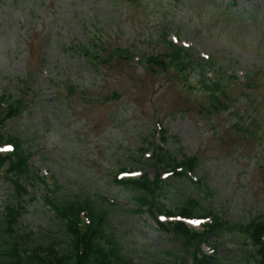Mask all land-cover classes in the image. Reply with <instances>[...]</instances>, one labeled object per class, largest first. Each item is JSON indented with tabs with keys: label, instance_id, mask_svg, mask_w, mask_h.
I'll list each match as a JSON object with an SVG mask.
<instances>
[{
	"label": "rangeland",
	"instance_id": "rangeland-1",
	"mask_svg": "<svg viewBox=\"0 0 264 264\" xmlns=\"http://www.w3.org/2000/svg\"><path fill=\"white\" fill-rule=\"evenodd\" d=\"M140 1L0 0V93L19 96L25 88L31 97L5 129L30 152L28 169L61 186L56 195L63 201L89 198L107 207L126 258L135 264H172L179 258L191 263V248L159 231L148 206L132 211L134 191L113 179L122 168L133 177L141 170L155 179L158 166L138 149L159 145L178 159L196 158L189 179L158 171L166 183L154 198L163 208L176 209L188 198L196 211H212L230 224L264 220V0ZM161 30L191 55V89L169 70L147 73L137 63L102 64L96 75L75 49L95 38L137 56L162 52ZM208 57L210 64L204 62ZM214 71L233 76L225 90L227 108L210 110L199 90L198 83L203 78L208 83ZM250 72L253 87L244 80ZM69 81L84 85L71 91ZM8 177L0 170L5 237L6 205L17 203L16 177ZM30 191L47 192L42 184ZM25 209L13 226L16 238L20 220L28 221L29 230L44 231L38 224L47 209L40 202L26 203ZM46 218L44 225L55 232L56 220ZM187 223L200 228L198 221ZM2 237L0 232V244ZM203 251L216 264H254L253 245L236 229L220 231Z\"/></svg>",
	"mask_w": 264,
	"mask_h": 264
},
{
	"label": "trees",
	"instance_id": "trees-1",
	"mask_svg": "<svg viewBox=\"0 0 264 264\" xmlns=\"http://www.w3.org/2000/svg\"><path fill=\"white\" fill-rule=\"evenodd\" d=\"M140 3V0H132ZM161 38L166 51L160 53H144L142 61L146 72H155L157 69L161 71H171L175 78L179 79V83L189 86L190 81L188 72L193 70V62L191 55L181 46L175 45L170 41L164 39V34ZM98 43L93 44V48L84 46L78 47V52L85 55L87 59L95 66L96 71L99 72L102 64L117 65L121 64L123 57L122 53L125 51L122 48H115L109 50L107 47H97ZM99 48V49H98ZM130 58L129 56H127ZM230 77L220 78L217 76L213 81L208 83L202 79L200 91H203L208 99L206 106L211 110H217L219 106L227 108L226 86L230 83ZM248 83H254L251 79L246 80ZM249 85V84H247ZM76 89L77 85L70 82V89ZM192 87L189 86V89ZM4 112L5 118L10 117L18 112L13 106H9ZM1 122V119H0ZM234 127L240 129L239 123L235 122ZM242 129V128H241ZM249 134L251 131L249 130ZM3 136L0 134V140ZM17 160H10L9 157L0 156V166H2L6 159H8L7 171H14L15 173L23 172L28 175L26 157L16 144ZM156 161L162 170L173 171L176 178H183L186 171L192 170L195 166L196 159L184 158L182 161L174 160L169 154L157 155ZM179 169V170H177ZM118 183L128 185L134 189L138 194L135 196L137 201V208L135 211H141L145 205L148 206L150 215L157 224L158 229L165 233H170L175 240L182 243L188 249L192 250V263H187L186 259H180L172 264H216L217 260L213 256L206 255L201 250V244L207 242L211 237L217 236L223 228L232 229L237 227L235 225L227 226L219 216L214 215L211 211H196V204L191 199H186L177 207L176 211L164 209L160 205L158 199L154 198V193L162 185L164 181L157 176L155 179H150L147 174H143L139 178H130L128 180L118 181ZM20 192H26L25 188L19 184ZM52 207L53 212L58 216L59 224L55 232H44L33 243L28 235L20 237L19 241L16 238H4L2 240L7 249L3 255L9 259L14 258L15 264H133L121 255L113 241L112 232L107 226L106 211L98 208L93 203L87 201H74L66 204H59L55 200H47ZM15 210L14 207L9 208V211ZM18 212V211H17ZM156 213H165L174 216L175 214L182 217L203 216V218L210 217L208 221L203 224L201 230H190L183 222H160L156 219ZM11 214V213H9ZM15 214L10 221H6L7 230L12 231L11 227ZM246 239L251 242L254 247V252L249 256L252 258L254 264H264V220H251L242 227ZM7 231V232H8ZM12 239V242H11ZM29 241V242H28ZM32 246H29V244ZM171 254V251H167ZM247 261H251L247 259ZM5 264L4 262H2Z\"/></svg>",
	"mask_w": 264,
	"mask_h": 264
}]
</instances>
